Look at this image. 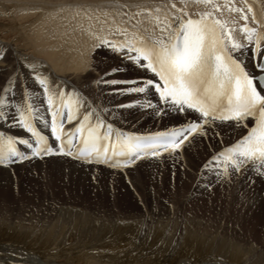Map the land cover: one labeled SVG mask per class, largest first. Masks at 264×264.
<instances>
[{"label": "bare ground", "instance_id": "1", "mask_svg": "<svg viewBox=\"0 0 264 264\" xmlns=\"http://www.w3.org/2000/svg\"><path fill=\"white\" fill-rule=\"evenodd\" d=\"M48 1L0 0V8L15 9L16 12L23 7L40 6L43 9V5L46 4L44 2ZM261 1L161 0L158 2L160 5L157 7V12L165 8L169 13L167 18L184 14L185 18L192 19H199L202 15L210 13L212 18L222 22L225 30L232 35L236 42L245 44L248 49H251L252 43L246 40L241 29L247 25L257 31L264 30L252 19V14L255 13L254 6L259 9L256 14H261L264 18V5ZM61 2L65 1L59 0L57 3ZM147 4L152 3L147 2ZM62 5L64 8L54 15L46 13L47 16L44 18L37 17L35 27L19 28L21 37L24 40L23 49H18L0 40V57H2L0 58V67L5 68L13 64L17 69L15 72L10 70L11 72L8 74L6 81L2 86L0 85V96L4 95L6 82L13 78H15V83L8 84V87H14L17 93L20 92L22 84L27 85L31 91L30 102L36 104L39 110L34 125L48 136L50 135V117L47 115L46 104L43 102L41 91L34 83L30 73L47 75L52 80L53 86L66 87L69 91L78 90L84 99L90 102L94 101L97 105H100L104 113H108L110 110L107 109L106 105H113L111 115L107 119V122L113 124V138H115L116 131L123 132L125 135H143L169 133L182 128L185 117L174 112L165 116L153 113L150 108L119 107L134 101L152 100L155 103L157 100L156 94L149 92L146 97L138 101L135 94L116 95L110 92L112 99L109 101V94L103 95V92L100 93L101 88L98 86V81L96 83V77L93 78L98 63L92 54L98 50L106 52L108 59L105 60L106 63L103 62L104 65L111 66L112 69L120 65L123 71L136 74L133 78L123 79V75L118 77L105 71L100 72L101 75L108 74L107 77L104 76L103 78L132 80L146 75L151 76V73L145 72L144 69L131 65L126 57L122 58V53H114L108 45L102 46V42L107 40L114 45H123L126 42L132 43L135 41L138 43L150 39L153 42L157 39L166 40L167 33L163 29L167 18L165 17V20H153L149 16L139 14L143 17L137 19L136 22L129 21L123 27H113L112 25L105 27L100 25L101 22L93 16L92 8L87 9L79 6L83 10L87 9L85 10L86 13H73L70 7L77 5ZM106 5H110L109 0H101L98 3V6ZM249 7L253 9L252 12L248 11ZM129 8L131 9V7ZM80 15L85 16V20H81L78 17ZM245 15L248 17L247 20L244 19ZM26 18L28 17L26 16L20 20ZM136 31H138V34ZM224 37L227 39L225 35ZM227 46L230 48V44ZM25 47L33 49L37 55H42V58L27 55ZM232 53L235 57L240 55L239 52ZM250 55V52H245L243 56H240V59L245 61L248 71L251 72L254 71L252 67L254 61L249 59ZM18 73L23 75L17 76ZM13 75L15 76L13 77ZM96 75L98 76V74ZM87 85L90 86L85 88ZM128 86L120 84L114 87L126 88ZM95 90L100 95L96 96ZM9 96H11V92ZM20 100V96L17 95L16 101ZM119 116H122L126 121L131 118L139 121L144 118H152L156 122L158 121L157 116H163V121L167 122L171 128L166 129L165 127L149 131L123 128L118 123L119 119L117 117ZM119 122L123 123L121 119ZM201 123L203 124V122ZM66 127H70V125H66ZM203 127L206 134L200 132L189 134V139L185 140L177 153L172 155L163 153L159 157H144L121 169L111 168L105 164L84 163L62 155L29 159L6 167L0 166V178L5 179L9 177L8 173L11 172L12 168L24 167L30 163L50 164L51 168L58 170L56 173L71 180V184L69 182L66 185L63 181H60L53 183L54 186L51 187V191L62 188L65 194L73 192L78 194L81 192L80 189L82 188L80 186L83 182L85 184L89 183L88 179L94 172L100 173L98 177L115 176L119 179L123 178L125 174H134V176L129 177L132 180L129 185L130 188L136 187V177L139 172L144 171L146 166L160 164L161 170L158 173L160 177L161 171H165V175L169 173L176 175V178L182 175L174 187L169 185V187H157L156 190L150 187L138 189L137 198L144 199V201L143 205L139 204L141 209L137 215L123 216L108 213L106 214L107 218L104 220L89 219L88 216L81 217L82 209L89 208L83 207L84 203L64 202L55 209L53 217H46H52L53 219L44 222L32 219L31 221L34 224H31L30 229L20 230L16 228L15 224H11L13 217L0 219V264H264L263 196L259 197L258 200H253L255 197H251L252 200L247 198L249 201L240 196L239 200L235 201L236 203L231 202L230 198H223L221 196L222 192H220L226 193L225 191H227L230 194L229 189L226 188L229 187L230 183H223L221 177L220 181L218 180L219 182L215 184L213 183L215 178L212 177L216 175L215 171L217 169L219 171L223 170L222 165L212 163V158L226 148L232 147L243 135L247 134L248 129L236 126L231 121L223 123L217 121L215 124L209 122ZM209 143H211V147H207ZM202 158L205 159L199 163ZM204 161L206 162L204 163ZM198 163V169L194 172V168ZM206 164L207 168L205 167ZM164 166H168V168ZM244 166L254 168V171H249L250 174L261 177L255 171V168L259 167L258 164L249 162ZM41 167V165H36L35 168L40 169ZM152 168L147 167L146 171L150 172ZM185 168H189V170ZM189 171L193 174L190 175ZM229 171L230 175L238 173L232 170L231 167ZM261 171H264V168ZM148 176L154 177L153 175ZM201 185L202 187L206 186V190L202 189ZM128 192L121 190L120 193L124 197L129 194L132 199L136 198L129 190ZM184 192L185 194H183ZM115 193L119 195L118 192ZM160 194H162L163 200L157 199L156 202L173 204L177 208L181 206L189 210L190 213L202 214L206 219L203 217L202 220L193 218V216H189L190 214L185 215L181 220L178 217H171V210H169L171 208L165 207L164 203L153 205V201L149 197H158ZM190 194H192L191 197ZM185 197H190L189 201L182 200ZM134 200L138 201V199ZM139 205L133 207L138 208ZM122 206L126 205L123 204ZM217 208L220 209V214ZM89 212L88 210L86 215H91ZM94 212L100 213L95 209ZM96 216H100V214H96ZM23 219L26 220L27 218L23 217ZM31 221L29 220V222ZM229 222L233 224L232 228H230ZM145 224L149 226L147 229L150 232L148 233L141 232ZM160 225L169 229V233L157 230L160 229ZM238 227L240 230H238ZM181 229H185L187 232H184L186 236L183 243L178 244L175 240L179 238L178 232ZM70 237L73 238L72 244L68 242V240L71 241Z\"/></svg>", "mask_w": 264, "mask_h": 264}, {"label": "snow or ice", "instance_id": "2", "mask_svg": "<svg viewBox=\"0 0 264 264\" xmlns=\"http://www.w3.org/2000/svg\"><path fill=\"white\" fill-rule=\"evenodd\" d=\"M248 11L253 9L249 7ZM244 19L248 17L245 15ZM252 19L259 21L260 28L264 29V18L253 15ZM163 31L167 39H157L151 44L146 40L123 45L103 41L102 46L108 45L114 53H122V58L126 57L131 65L144 69L151 76L132 80L100 78L99 84L116 95L135 94L138 101L149 92L156 94L155 103L134 101L119 107L150 108L153 113L165 116L174 112L185 117L182 128L149 136L116 131L113 138V124L107 122L111 109L104 113L100 105L84 99L78 90L53 86L47 75L30 73L46 104L50 135L41 134L34 125L39 110L30 102L31 91L27 85L22 84L17 93L14 87H8L15 83V78L6 82L4 95L0 96V166L62 155L121 169L144 157L177 153L189 134L204 133L203 125L209 122L231 121L248 131L232 147L212 158L213 164L223 166V170L217 169L215 174L228 178L230 167L239 172L252 162L259 165L255 171L264 177L261 171L264 168V87L256 79L264 75V49L261 47L264 30L257 31L247 25L241 29L246 40L254 43L251 49L236 42L222 22L212 18L210 13L199 19L185 18L184 14L168 17ZM222 35L227 37V43ZM231 52L240 55L234 57ZM245 52L251 53L249 59L254 61V71H248L245 61L240 59ZM119 71L120 65L111 69L113 74ZM20 75L23 74H17ZM120 84L129 86L114 87ZM17 95L20 101H16Z\"/></svg>", "mask_w": 264, "mask_h": 264}, {"label": "rangeland", "instance_id": "3", "mask_svg": "<svg viewBox=\"0 0 264 264\" xmlns=\"http://www.w3.org/2000/svg\"><path fill=\"white\" fill-rule=\"evenodd\" d=\"M58 1L59 0H49L48 2H44L46 4L43 5V9L40 6L23 7L22 9L16 12L15 9L8 10V9L0 8V40H3L4 42L8 44L17 47L18 49H23L24 40L21 37L19 28L35 27L37 17L44 18L47 16L46 13H49V14L51 13L53 15L58 13L59 11H61L62 8H64L62 7L63 6L62 4L77 5V6L70 7L71 12L73 13H76V12L86 13L85 10L92 8V11L94 12L93 16L96 17V19L99 22H101L100 25H103L105 27H107L108 25H112L113 27H123L129 21L136 22L137 19L143 17L142 15L149 16L153 20H165V17L167 18V15L169 14L167 12V9L165 8L157 12L158 11L157 7L160 5V3L158 2H160L161 0H109L110 5L108 6L107 5L98 6V3L101 0H64L65 2H61L59 4L57 3ZM255 1L258 2V0H255ZM147 2H150L152 4H147ZM261 2L264 5V0H262ZM49 4L51 5L50 7L48 6ZM79 6L86 7L87 9L83 10V8ZM129 7H131V9ZM37 13H40V14H37ZM139 14H142V15H139ZM26 16L28 18L20 20L21 18H25ZM78 17H80L81 20L82 19L85 20V16L83 15H80ZM136 33L138 34V31H136ZM25 53L29 56H34L35 58H42V55H37L33 49H30L27 47H25ZM94 53L92 54V56L93 58L96 59L95 61H97L98 67L95 71L96 73H94L93 78L96 77L97 79L95 81L96 83L98 81V86L101 88L100 93L103 92L104 93L103 95L109 94L108 100L111 101L110 99L112 98L110 97L111 93L109 89L99 84V79L105 76L104 74L101 75L100 72L103 73L106 71L108 74L117 75L118 77L120 75H123V79L133 78L136 74L134 75L133 72L123 71L121 68L119 72L113 74L111 72V69H112L111 66H109L110 67L109 69L107 65L103 64V62L106 63L105 60L108 59L106 57V52H104L103 50L102 51L98 50ZM10 70H13L15 72V70H17L16 66L11 64L5 68L0 67V85L1 86L6 81L8 74L11 72ZM96 74H98V76ZM14 76L15 75H13V77ZM88 86L90 85H87V87L85 86V88H88ZM95 92L97 93V94L94 93L96 94V96L100 95V93L97 92V90H95ZM101 98L103 99V97ZM106 107L107 109L112 110L113 105H106ZM117 118L123 121V123H120L118 120V123L120 124V126H122L123 128L126 127L128 129L130 128V129H136V130L140 129L143 131H149V130H156L158 128L160 129V128H165V127L166 129L171 128V126L167 122L163 121L162 119L163 116H157L158 118L157 122L154 121V119L152 118L151 119L144 118L145 120L143 119L142 121H139L137 119L134 120V118H131L130 120L126 121L124 120L122 116H119ZM113 120H114V117H113ZM208 146L211 147V143H209L207 147ZM204 159L202 158L199 163H201ZM205 162L206 161H204V163ZM199 163L198 165L196 164V167L194 168V172L195 170L198 169ZM36 165H41L42 167L38 169V168H35ZM49 165L50 164L47 165L45 163L44 164L30 163L28 165H25L24 167L19 166V168H16V167L12 168L11 172L8 173L9 177H6L5 179L0 178V219H6L8 217H13L11 220V224H15L16 228H19L20 230L30 229L32 227L31 224H34V222L31 221L32 219L34 221L40 220L39 222H44L46 220L53 219L52 217L55 215V209L59 205H61V203H64V202L65 203H74V202L84 203V205L82 204L81 205L85 208L89 207L87 209L90 211L89 213H91V215H86L88 210L82 209L81 217L88 216L89 219L98 218L99 220H104L105 218H107L106 214L108 213H114L117 215L120 214L123 216L137 215L139 214L141 205H143V201H144V199L137 198L138 189L141 190L144 187L146 188L150 187V188H155L156 190L157 187H160V186L169 187V185L171 187H174L177 184V180L182 177V175H179L178 178H176V175H172L170 173L165 175V171H161V177H160L158 175L159 171L161 170L160 164H156L155 166H146L144 167V171H141L138 173V176L136 174L137 176L136 183H135L136 187L130 188L129 185L132 183V180L129 177L134 176V174L133 175L125 174L123 178L119 179V178H116L115 176H109L106 178L98 177L100 173L94 172L93 174H91V177H89L88 179L89 183L85 184L83 182V184L80 186L82 188L80 189L81 192H79L78 194L75 192H73L74 194L73 193L65 194V191H63L62 188L56 191H51V187L54 186L53 183L60 182V181H63L66 185L69 184V182L71 184V180L67 179L65 176L60 175L59 173H56L58 170L55 168L54 169L51 168ZM147 167H153V168L152 170H150V172H147L146 171ZM164 167L168 168V166H164ZM153 169L155 170V172ZM242 169L244 170V172ZM186 170H189V168ZM249 171L250 172L254 171V168L250 166L249 167L244 166L241 168V172L233 173V175H229L228 178L221 179V177L215 175V176H212L215 178L213 183L215 184L218 183L220 179L222 180L223 183L224 182L230 183L229 187H226L229 189L228 192L230 194H228L227 191H225L226 193H224L223 191H220V192H222L221 196L223 198L224 197L230 198L231 202H235L236 200H239L240 196L245 198L246 201L252 200L253 197H255V199L253 198V200H258V198L262 196H263L262 198L264 199V190H263L264 189V177L253 176L250 174ZM189 174L192 175L193 173L190 172ZM101 175L105 176L103 174ZM148 175H153L154 177H151ZM259 178L262 180L260 181ZM201 188L206 190L207 187L206 186L202 187L201 185ZM121 190L126 191V192H128L129 190L131 194L136 196V198L132 199V197L129 194L126 197L121 196V193H120ZM115 192H118L119 195H116ZM183 194H185V192ZM192 194H190L189 196L191 197ZM149 197L153 201V205L164 203V202H156L157 199L161 201L163 200L162 194H160V196L158 197H155V196H149ZM190 197L189 198L185 197L182 200L187 202L189 201ZM134 199L136 200L138 199V201L136 202ZM123 204H125L126 206H122ZM135 205H139L138 208L136 207L134 208L133 206ZM164 205L167 208L168 207L171 208L169 209L171 210V214H172L171 217H178L179 220L183 219L185 215H189V214H190L189 216L191 217L193 216V218L201 219L203 217L202 214H194L193 212L190 213L189 210H186L182 208L181 206L177 208L173 204L168 205V203H164ZM94 209L98 210V212L100 213L94 212ZM218 211L220 214V209H218ZM195 213H198V212H195ZM96 214H100V216H96ZM214 215L216 216V214ZM48 216H52V217L46 218ZM23 217L27 219L24 220ZM29 220L31 222H29ZM232 225L233 224L231 223L229 224L230 228H232ZM148 227L149 226L147 224L143 225L141 232H146V233L150 232V230L147 229ZM239 227H238V230H240ZM157 230H161L163 232L169 233V229L163 228L162 226L160 227V229L158 228ZM184 232L186 233L187 230L181 229V231L178 232L179 238H176L175 240L176 243L178 244L183 243V240L185 239V236H186ZM70 238H71V241L68 240V242L72 244L73 238L72 237Z\"/></svg>", "mask_w": 264, "mask_h": 264}]
</instances>
